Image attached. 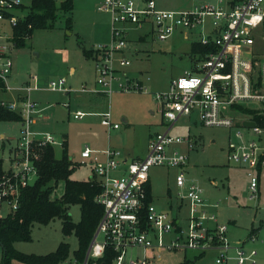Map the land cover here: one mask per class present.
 Returning a JSON list of instances; mask_svg holds the SVG:
<instances>
[{
    "label": "built area",
    "instance_id": "1",
    "mask_svg": "<svg viewBox=\"0 0 264 264\" xmlns=\"http://www.w3.org/2000/svg\"><path fill=\"white\" fill-rule=\"evenodd\" d=\"M23 0H0V22L8 21L12 27L24 14L16 10ZM98 9L110 13L114 43L98 45L95 50L98 82L101 91L111 94L117 69L113 54L124 51L130 25L142 27L152 25V33L159 39L171 37L177 30L199 31L197 43L209 47V52L194 62V68L185 70L172 80L168 90L156 93L158 108L162 113L165 130L157 132L149 144L148 153L140 159H128L117 147L102 150L86 146L81 151L79 165L90 164L93 176L102 186L96 197L104 212L95 230L83 264L90 259L105 255L106 249L115 252L113 264H150L167 250H195L200 253L216 251L215 264H257L258 249L249 247L259 240V228H254L246 239L233 242L228 236V224L219 223L215 214L207 215L203 189L188 183L185 172L176 176L178 197L189 199L193 207L188 230L182 228L180 220L170 211L158 208L149 202V171L153 166L187 165L189 155L170 148L186 144L194 150L198 141L191 137L173 135L172 129L178 120L193 112L206 126L228 128L243 126L249 130L235 133V140L227 145V159L246 165L250 179V198L257 200V208L264 209V54L256 46L264 39V0H220L218 4H207L187 11L159 9L155 0H101ZM132 28V27H130ZM0 37L7 38V34ZM198 35V36H199ZM125 65L130 60H121ZM13 59L7 44L0 43V78L4 89L11 88L7 78L11 74ZM38 86L25 85L21 90L26 96L21 100L0 104L21 114V135L15 137L10 150L8 169L3 168L0 153V211L4 206L15 211L19 207L22 191L38 178V149L57 143L49 133L34 131L32 123L38 113V103L30 98ZM52 91H71L65 78L52 80L47 87ZM120 90H143L142 79L127 84L119 83ZM83 86L81 91H87ZM69 104H67L68 106ZM75 119L92 113L72 111ZM101 124L109 130L119 128L110 110L101 113ZM252 122L253 124H248ZM4 145L9 137L2 136ZM215 221L207 227L205 221ZM175 237L166 239L168 235ZM168 242V244H166Z\"/></svg>",
    "mask_w": 264,
    "mask_h": 264
},
{
    "label": "rangeland",
    "instance_id": "2",
    "mask_svg": "<svg viewBox=\"0 0 264 264\" xmlns=\"http://www.w3.org/2000/svg\"><path fill=\"white\" fill-rule=\"evenodd\" d=\"M100 0H74V9L71 13L57 11L56 24L52 28H36L24 46H16L12 39L0 37V43L7 44L11 49L13 59L12 72L7 78L11 88H0V100L15 101L18 99V88L31 84L38 86L30 94V98L39 104L40 111L34 115L32 129L52 134L57 143L53 145L56 158L64 153L66 141L68 155L78 164L81 160V151L88 146L91 149L102 150L108 145L122 148L124 152H131L129 159L140 153H145L152 136L164 131L162 113L158 108L156 93L169 89L173 79L179 77L186 69L191 68L198 56L191 51L193 41L199 39V31L177 30L165 40L152 33V25L142 27L130 25L127 35V45L124 51L113 54L114 66L120 70L115 73L113 81L114 91L106 96L98 94L73 92L70 97L64 92L47 89L50 81L66 78L76 89L81 85L95 86L103 89L98 82L99 73L95 69L93 58L86 57L84 48H97L98 45L114 43L111 15L100 11ZM220 0H155L159 9L173 11L192 10L196 6L218 4ZM62 2V0H59ZM24 9H17V14L26 15L30 9L31 0H23ZM71 17V23L67 20ZM23 19V18H21ZM19 19L18 21H20ZM2 34L13 35V27L8 21L0 22ZM199 35V36H198ZM257 52L264 54V39H260L256 46ZM130 60L125 65L121 60ZM74 67L72 73L70 68ZM16 79H18L16 81ZM142 79L147 91L120 90V82H137ZM5 85V84H4ZM5 88V87H4ZM90 105L84 106L87 98ZM71 100L74 109L93 112L83 119H75L67 110V102ZM81 104L80 106H77ZM110 110L114 121H118L121 129L112 130L110 136L101 125V117L97 115ZM99 114V113H98ZM128 119V123L123 121ZM127 131H126V130ZM125 130V131H124ZM242 130L246 135L249 130L238 126L233 128L223 126H206L198 120V114L181 117L172 129L173 135L182 137L191 136L198 143L194 150L186 144L172 145L179 151L188 153L189 159L185 167L180 166H153L149 171V183L153 203L160 209L170 211L172 216L180 220L182 228L188 230L193 207L189 199L180 201L176 176L180 171L185 172L188 183L197 184L203 189L205 207H199V213L206 210L207 215L215 214L219 223L228 224V236L233 241L246 239L254 227L261 226L264 220V209L257 208V200L250 198L249 176L246 165L230 162L227 159V145L235 140V133ZM21 135L20 121H0V153L4 158L3 168L10 166V150L15 145L14 137ZM2 136L12 137L4 145ZM67 137V140L65 139ZM49 145V144H48ZM47 146V145H46ZM38 149V163L46 148ZM94 177L90 164H78L72 174L73 179L87 180ZM95 178V177H94ZM64 181L56 186L53 197L63 194ZM264 201H261L263 204ZM74 222L81 219V207L73 204L69 209ZM10 213L6 206L0 211L5 217ZM207 227L215 226V221H205ZM264 236V225H262ZM175 237L168 235L166 239ZM61 241L71 244L70 254L61 264H81L76 262L75 250L78 248V239L73 233L69 237L63 232V220L55 218L48 224L34 223L30 240L14 242L17 250L27 254H47L58 247ZM259 241V240H258ZM257 241V242H258ZM250 244L258 247L260 259L257 264H264V245ZM168 244V242H166ZM195 250H167L160 259H154L150 264H215L216 254L206 252L199 259L194 260ZM185 254L189 262L184 263ZM3 247L0 243V258L2 260ZM12 264H27L13 260ZM92 264V263H91ZM96 264V263H95ZM250 264V263H247Z\"/></svg>",
    "mask_w": 264,
    "mask_h": 264
},
{
    "label": "trees",
    "instance_id": "3",
    "mask_svg": "<svg viewBox=\"0 0 264 264\" xmlns=\"http://www.w3.org/2000/svg\"><path fill=\"white\" fill-rule=\"evenodd\" d=\"M25 8V5H22ZM74 9V0H31L30 9L26 16L18 21L13 29V41L16 46H24L36 28H52L56 24L57 11L71 13ZM67 23H71V17ZM193 53H200L201 58L209 52V47L194 42ZM86 57L97 56L94 48H84ZM5 85L0 78V88ZM21 114L12 111L0 104V121H19ZM61 158H56L53 145L46 146L38 164V178L27 186L21 194L19 207L7 216L0 218V243L3 247L1 264H12L19 260L27 264H60L70 254V243L61 241L56 250L47 254H27L17 250L14 242L30 240L34 223L48 224L55 218L63 220L64 234H75L78 239V248L74 251L78 263L83 264L87 250L95 230L102 218L104 207L97 202L96 197L102 192V186L96 178L87 180L73 179L71 176L76 170V164L68 155L67 143ZM1 165V159H0ZM60 181H64V192L59 197H53V192ZM148 201L153 200L151 184L148 183ZM79 204L81 219L74 222L69 211L70 206ZM115 252L106 249L105 255L97 259H90L87 264H113Z\"/></svg>",
    "mask_w": 264,
    "mask_h": 264
},
{
    "label": "crops",
    "instance_id": "4",
    "mask_svg": "<svg viewBox=\"0 0 264 264\" xmlns=\"http://www.w3.org/2000/svg\"><path fill=\"white\" fill-rule=\"evenodd\" d=\"M57 2L59 1V0H56ZM63 1V0H62ZM101 1V0H100ZM99 1V2H100ZM60 3V2H59ZM22 5H24V3L22 4ZM22 5L19 7V9H24V8H22ZM26 16V15H25ZM14 27L15 26H13V29H14ZM7 39H12V41H13V35H12V37H7ZM195 41H193V43H194ZM13 43H14V41H13ZM193 43H192V45H193ZM15 44V43H14ZM11 49V48H10ZM191 51H192V46H191ZM11 52H12V49H11ZM193 52V51H192ZM195 55H196V53H194ZM96 57L97 56H95V54H94V56H92V57H90V58H93L94 59V61L96 62ZM88 58V57H87ZM194 62H195V60L193 61V64L191 65V68H189V69H193L194 68ZM13 68V67H12ZM95 69H96V63H95ZM70 70H71V72L72 73H74L75 72V68L74 67H71L70 68ZM97 70V69H96ZM186 70H188V69H186ZM117 71L119 72L120 70H118L117 69ZM12 72V71H11ZM66 79V78H65ZM18 79H16V81H17ZM66 81H67V86L71 89V91H59V92H64L65 94H67V95H69V97H70V95L73 93V92H83V93H91V94H98V95H101V96H106L107 94H105V93H103V92H101V91H95L96 90V88H95V86H88L87 84H82L81 85V87H78L77 89L75 88V87H73V85L71 84V83H69L68 82V80L66 79ZM27 85H29V84H27ZM25 86V85H24ZM23 86V87H24ZM83 86H86L87 87V91H81V88L83 87ZM23 87H21V88H23ZM170 87V86H169ZM48 89V88H47ZM3 90H5V89H3ZM34 90H37V89H33L32 91H34ZM98 90V89H97ZM148 90V89H147ZM17 91H20V92H24V93H19L18 94V100H21V99H23L25 96H26V92L24 91V90H21L20 88H18L17 89ZM31 91V92H32ZM164 91V90H163ZM31 94V93H30ZM109 96V95H108ZM87 98V97H86ZM6 101V100H5ZM7 101H9V100H7ZM90 99L89 98H87L85 101H84V103H83V105L85 106H92V101H91V105H90ZM69 105L67 106L68 108H67V110L69 111V114L70 115H72V111H75V110H81V109H79V108H77V109H74L73 110V105L74 104H72V102H71V100L69 99L68 100V102H67ZM39 104H40V102H39ZM39 104H38V107H39ZM77 106H80L81 107V104H79V105H77ZM40 110V109H39ZM84 111V110H83ZM86 112H89V111H86ZM106 112V111H105ZM90 113H93V112H90ZM99 113V114H98ZM97 113V115L98 116H100L101 117V113H103L102 111H101V113L100 112H98ZM112 117H113V115H112ZM102 118V117H101ZM83 119V118H82ZM113 121H114V119H113ZM123 121L125 122V123H128V119L127 118H125V117H123ZM101 122V121H100ZM114 122H118V121H114ZM21 123V122H20ZM119 123V122H118ZM162 123H163V120H162ZM102 125V124H101ZM102 126H104V125H102ZM104 128L106 129V131L108 132V134H109V136H110V133H111V131L112 130H118V129H121V125H120V127L119 128H116V129H114V128H112V129H108L107 127H105L104 126ZM126 130V129H125ZM124 130V131H125ZM128 130V129H127ZM126 130V131H127ZM7 137V136H6ZM17 137V136H16ZM154 136H152V138H153ZM10 138V140L12 139V137H9ZM15 138V137H14ZM13 138V139H14ZM152 138H151V140H150V142L152 141ZM65 139L67 140V137H65ZM150 142H149V144H150ZM107 147H115V146H111V145H108ZM106 147V148H107ZM117 148H119V147H117ZM105 149V148H104ZM123 152H124V150L122 149V148H120ZM148 149H149V145H148V148H147V150L145 151V153H140L138 156H136L135 158H133V159H140V158H143L144 156H146L147 155V153H148ZM124 154L126 155V157L129 159L130 157H132L131 155V152H124ZM179 198V197H178ZM180 201H182L181 199H180ZM153 202V201H152ZM0 218H1V216H0ZM262 224V223H261ZM260 227V226H259ZM259 227H254L253 225H252V229H254V228H259ZM252 229H251V231H252ZM262 232H263V229H262V227H260V231H259V241L257 242V243H260V246L261 245H264V236H263V234H262ZM72 235V234H71ZM70 235H67L66 237H69ZM70 246H71V244H70ZM257 249H258V261H259V259H260V256H261V254H260V251H259V248L258 247H256ZM71 249V248H70ZM188 250H185V253L187 252ZM198 252V254H194V256H195V258H194V260H196V259H199V258H201V257H203L204 255H205V253H200L199 251H197ZM207 252H209V251H207ZM212 252H214L216 255H217V252L216 251H212ZM216 257V256H215ZM76 258V257H75ZM160 259V258H159ZM154 260V259H153ZM189 261H191V260H189V257H188V254H185V260H184V263H186V262H189ZM76 262L78 263V261H77V259H76ZM62 263V262H61ZM60 263V264H61ZM215 263V262H214ZM0 264H1V258H0ZM92 264H95V262L94 263H92ZM190 264H198V262H191Z\"/></svg>",
    "mask_w": 264,
    "mask_h": 264
},
{
    "label": "water",
    "instance_id": "5",
    "mask_svg": "<svg viewBox=\"0 0 264 264\" xmlns=\"http://www.w3.org/2000/svg\"><path fill=\"white\" fill-rule=\"evenodd\" d=\"M248 124H253L252 122H249Z\"/></svg>",
    "mask_w": 264,
    "mask_h": 264
}]
</instances>
